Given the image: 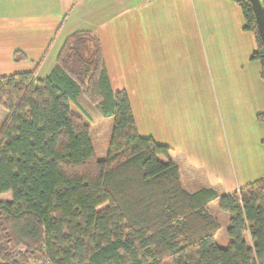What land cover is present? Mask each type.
<instances>
[{"label":"trees","instance_id":"1","mask_svg":"<svg viewBox=\"0 0 264 264\" xmlns=\"http://www.w3.org/2000/svg\"><path fill=\"white\" fill-rule=\"evenodd\" d=\"M236 1L264 83L254 13ZM46 51L31 69L0 75V194L10 193L0 200V264H264V174L229 193L187 190L170 147L139 133L128 92L111 87L96 33L68 32L39 77ZM78 93L112 118L103 159L73 109ZM214 199L229 215L223 247Z\"/></svg>","mask_w":264,"mask_h":264},{"label":"crops","instance_id":"2","mask_svg":"<svg viewBox=\"0 0 264 264\" xmlns=\"http://www.w3.org/2000/svg\"><path fill=\"white\" fill-rule=\"evenodd\" d=\"M243 21L236 0H0V75L31 69L47 50L37 70L39 77L45 76L64 36L85 28L98 35L111 87L128 92L132 111L127 81L138 77L146 88L160 80L159 73L165 75L163 67L168 65V81L157 87L171 85L176 76L194 79L197 66H204L205 73L198 72L203 75L195 80L207 77L208 81L203 79L217 88L225 113L243 106L257 114L264 112V83L258 61L250 59L254 36L243 28ZM16 49L26 58L13 59ZM46 61L47 71L41 73ZM148 72L155 76L148 78ZM165 91L159 89L162 96ZM249 101L258 103L257 110L247 106ZM146 102L140 96V103ZM251 133L250 143L237 138L232 150L238 161L254 168L264 163L255 153L264 154V126ZM169 155L189 191L207 186L229 193L264 174L250 169L242 172V184H237L227 178L226 169L204 176L194 159L188 164L183 157ZM232 186L230 191L223 189ZM245 237L249 239V234Z\"/></svg>","mask_w":264,"mask_h":264},{"label":"rangeland","instance_id":"3","mask_svg":"<svg viewBox=\"0 0 264 264\" xmlns=\"http://www.w3.org/2000/svg\"><path fill=\"white\" fill-rule=\"evenodd\" d=\"M47 67L48 62L46 61L40 72L45 73ZM167 69L168 65H165L163 67L165 75L159 73L160 80L146 88L139 85L138 77L127 81V89L132 93L133 113L139 133L151 136L157 142L168 145L171 147L170 152L174 157L175 155L179 158L183 157L188 164L194 159L193 164L200 166V171L204 176H207L208 173L211 175L212 171L222 168L226 169L227 178L230 181L242 184L239 180L242 179V172H247L250 169H258L257 173L264 172L263 162L254 168L249 167L246 163L238 161L232 150L233 141L237 138L250 143L251 132L263 129L264 122L256 119V112L248 113V107L241 106L236 109L237 111H233L235 113H225L221 108V100H218L219 95L217 99V88L209 84L205 76L197 82L196 75L194 79L193 76H190L189 79L176 76V81L173 80L171 85L157 87L162 80L163 83L168 81ZM200 71L205 73L204 66L201 68L197 66V79L203 75L198 73ZM148 73L150 74L148 78L155 76L151 72ZM159 89L166 90L165 96L160 94ZM140 96L147 102L141 104ZM76 98L80 108L74 106L73 109L80 113L89 125V139L95 157L103 159L106 154L112 118L102 116L98 105L91 104L81 93H78ZM258 99L256 98L259 102ZM246 104L247 106H256L258 103L253 104L252 101H249ZM257 106L255 110H257ZM5 115L6 110L0 106V124ZM255 153H260L259 161H263L261 160L264 158L263 152ZM223 189L230 191L233 186ZM220 193H223V190L220 189ZM8 199H10L9 192L0 194V200ZM217 204V199H214L211 200L208 207L210 213L219 221L220 228L215 235V241L223 247L228 239L226 228L229 215L220 210Z\"/></svg>","mask_w":264,"mask_h":264},{"label":"water","instance_id":"4","mask_svg":"<svg viewBox=\"0 0 264 264\" xmlns=\"http://www.w3.org/2000/svg\"><path fill=\"white\" fill-rule=\"evenodd\" d=\"M248 3L254 13L258 35L264 44V8L260 0H248Z\"/></svg>","mask_w":264,"mask_h":264},{"label":"built area","instance_id":"5","mask_svg":"<svg viewBox=\"0 0 264 264\" xmlns=\"http://www.w3.org/2000/svg\"><path fill=\"white\" fill-rule=\"evenodd\" d=\"M40 263H43V262H41V261H38V264H40ZM34 264H35V262H34ZM44 264H46V262H45Z\"/></svg>","mask_w":264,"mask_h":264}]
</instances>
